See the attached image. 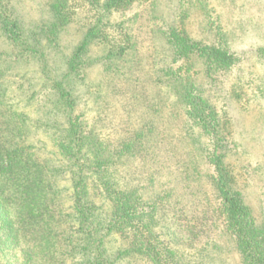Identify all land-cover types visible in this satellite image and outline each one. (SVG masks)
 Here are the masks:
<instances>
[{"label":"rangeland","instance_id":"374dc122","mask_svg":"<svg viewBox=\"0 0 264 264\" xmlns=\"http://www.w3.org/2000/svg\"><path fill=\"white\" fill-rule=\"evenodd\" d=\"M15 7L26 31H34L45 10L44 1L20 0ZM85 17L80 13L62 32L57 49L49 46L46 68L44 58L28 52L18 64L1 62L10 58L11 47L0 34V69L8 68L0 80V99L16 104L14 110L29 118L34 128L28 142L35 144L44 159L59 155L51 137L54 129L36 127L35 120L62 118L63 112L57 111L54 116L50 113V101L56 100L51 80L62 79L65 61L81 40ZM111 20L123 22V27L133 32V50L120 64L119 72L94 65L85 71L83 81L65 82L74 100V116L81 118L86 132L95 134L104 144L132 143L134 155H124L114 167L119 188L136 189L142 201L158 197L167 200L158 213V228L171 243L176 240L174 245L186 257L193 260L202 250L214 264H240L219 209L211 160L222 155L234 187L261 222L264 0H147ZM180 22L194 41L231 54V64H216L208 70L201 57L191 66L185 60L172 63L169 48L159 34L168 25L178 26ZM102 47L93 44L88 58L100 57ZM185 84L195 87L194 94L215 113L210 125L214 136L187 115ZM44 107L50 112L44 114ZM61 122L58 124L62 127ZM62 196L66 201L67 193ZM5 239L0 233V244H7ZM3 251L0 264H18L20 253L12 259L13 252ZM124 264L151 263L132 257Z\"/></svg>","mask_w":264,"mask_h":264},{"label":"trees","instance_id":"16d2710c","mask_svg":"<svg viewBox=\"0 0 264 264\" xmlns=\"http://www.w3.org/2000/svg\"><path fill=\"white\" fill-rule=\"evenodd\" d=\"M43 1L41 20L28 32L15 7L20 0H0V34L11 47L10 58L1 61L0 56L1 62L18 64L28 52L44 58L46 68L49 46L58 48L62 32L80 13L86 14V22L80 42L65 61L62 79L50 78L56 100L50 101L51 112L45 107L43 112L53 116L63 112L62 118L50 116L34 124L54 129L51 137L58 156L42 158L35 144L28 142L34 128L29 118L14 110L16 104L0 99V233L8 241L0 244V262L6 248L13 252L12 259L20 253L18 264H124L132 257L151 264H214L202 250L195 253L197 258L189 259L174 245L176 240L171 243L165 238L157 217L167 200L157 196L153 201H142L136 189L119 188L113 171L124 155H134L132 143L104 144L86 132L81 118L74 116V100L66 87L71 79L83 81L85 71L94 65L107 72L120 71V64L133 50L134 36L123 22L111 19L147 0ZM161 31L172 63L185 60L191 66L201 57L210 70L233 60L231 54L194 41L182 22ZM95 43L103 46V53L88 58ZM7 69H0V80ZM184 88L187 115L214 136L210 125L215 113L194 94L195 87L185 84ZM222 158L218 154L211 160L215 171L212 181L240 264H264V219L256 220L241 191L234 187Z\"/></svg>","mask_w":264,"mask_h":264}]
</instances>
